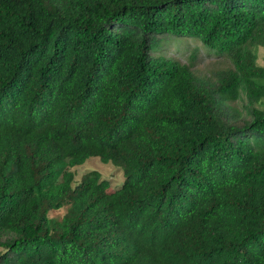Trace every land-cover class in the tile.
I'll return each mask as SVG.
<instances>
[{"label":"trees","instance_id":"1","mask_svg":"<svg viewBox=\"0 0 264 264\" xmlns=\"http://www.w3.org/2000/svg\"><path fill=\"white\" fill-rule=\"evenodd\" d=\"M260 49L264 0H0V264H264Z\"/></svg>","mask_w":264,"mask_h":264},{"label":"rangeland","instance_id":"2","mask_svg":"<svg viewBox=\"0 0 264 264\" xmlns=\"http://www.w3.org/2000/svg\"><path fill=\"white\" fill-rule=\"evenodd\" d=\"M185 37H165L159 41L158 47L155 49V54H160L181 63H186L188 60L189 52L196 48L198 49L197 56L194 61L192 70L198 74H202L217 67H222L223 64L215 56H205L201 51L202 47L198 40L194 38ZM263 50L260 49L257 55V62L264 65ZM74 172L73 183L79 181L80 177L87 171H96L101 178L108 180L109 188H115L121 184L124 179L120 167L112 164L111 162H100L97 157H87L83 163L72 167ZM63 209L50 211L48 216L59 217L63 213Z\"/></svg>","mask_w":264,"mask_h":264}]
</instances>
